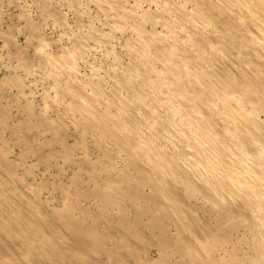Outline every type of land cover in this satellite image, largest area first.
I'll use <instances>...</instances> for the list:
<instances>
[{
	"label": "bare ground",
	"instance_id": "obj_1",
	"mask_svg": "<svg viewBox=\"0 0 264 264\" xmlns=\"http://www.w3.org/2000/svg\"><path fill=\"white\" fill-rule=\"evenodd\" d=\"M92 3L114 30L134 34L125 37L129 64L106 80L59 79L63 116H37L28 105L15 129L50 133L60 151L51 158L66 164L82 152L92 187L79 195L95 200L97 213L67 203L70 218L59 209L43 214L16 190L19 179L0 150V264H257L264 254V0H159L142 16L120 0ZM236 230L249 237L246 263L241 240H230ZM151 246L157 258L148 256Z\"/></svg>",
	"mask_w": 264,
	"mask_h": 264
},
{
	"label": "rangeland",
	"instance_id": "obj_2",
	"mask_svg": "<svg viewBox=\"0 0 264 264\" xmlns=\"http://www.w3.org/2000/svg\"><path fill=\"white\" fill-rule=\"evenodd\" d=\"M90 1L96 2V0H0V116L5 117L4 123L0 128V150L6 154L5 163L14 168V174L19 179L16 180V190L19 191V193L23 196L28 197L30 200L35 199L34 201H36L38 205L40 204L42 212L45 215L50 214L49 211L51 210L59 209L60 211L62 210L61 212L64 213L65 218H70L71 211L68 206H72L73 204H76V207L79 206L82 208H86L87 206V210L91 212L94 211L93 214H96L97 212L95 210L97 208V203L93 199L82 200L83 198H81L79 195L80 191L83 192L84 190L86 191L92 187L88 180H86L88 168L81 164V159L83 157L82 152L76 151V153H74L75 155L73 154L72 156V162L69 164L67 163L68 165L63 158H51L52 154L55 152L57 153L59 148L50 142L52 137L50 133H43L38 129H15L18 125H21L25 121L24 119L26 118V114L23 113L22 108L29 105L33 111H36L34 112L35 115L38 116L45 114L44 116L48 119L51 118L55 120V117H62L63 115L60 112H63L68 100L66 97H61V93L59 94L58 90L55 91L54 89V85L57 82H60L59 79L61 82H71L72 79L76 78L75 76L77 75V78L80 81H86L90 76V78H92V75H95L98 77L103 76L102 78L106 80L113 74L111 71L114 72L115 69H121L129 64L130 57L127 55L129 53L126 50V38H128V40L129 38H135L134 34L128 29V27L114 30L108 17H106L101 10H98L101 8H99L96 3H92ZM156 1L158 2L159 0H120L121 6L124 10H131L132 7V9H136L134 11L139 14H136L137 16H142L151 10L153 11L156 8ZM181 3L182 1H180V4ZM184 8L186 10H191L193 9V6L191 4H186L184 5ZM110 27L111 30H109ZM159 28L160 27H158V31L156 32L164 34L165 31L162 28ZM146 29L150 30L151 26L146 24ZM113 30L116 33H114ZM126 30L128 31L126 32ZM30 34H33V36ZM112 34L114 36H112ZM100 37L102 39L107 38L106 40L107 42L109 41V43H105L104 41L101 42L102 40L99 42L98 40L101 39ZM76 40L78 42L80 41V50L81 48L83 49L81 52L78 50L80 55H77L78 52L75 51L77 46L76 44L78 43ZM104 44L106 46L105 48H102L104 47ZM64 55L67 57L70 56L69 58L73 60L71 62L74 64L71 62H66L63 65V63L61 64L56 61V59L58 60ZM75 57L78 59L76 62H74L76 60ZM113 57L115 58L116 62L114 61ZM50 61H53V64L56 63L58 65L56 70H54L52 67L50 68L52 64H49ZM67 64L69 70L66 66ZM69 66H73L74 68H70ZM114 66H117V68ZM119 66H121V68ZM59 67L61 69H59ZM64 68L67 69V71ZM94 68L95 70H93ZM47 69L50 74L48 71H45ZM72 69L75 70L72 71ZM108 69L110 72H108ZM90 70H93V73ZM53 71H55V75ZM96 71L98 72V75H96ZM45 73H47V75H45ZM105 74H108L107 77H104ZM14 80H16L18 84H15ZM73 81L76 80L74 79ZM58 99H61L64 103L63 104L61 102L59 103L60 105L57 104L60 107L56 105V103H58ZM67 131L69 133V140L66 137V144L72 145L76 136V129L73 126H69L67 127ZM73 131L74 134L71 133ZM89 141L90 140L88 139L87 146H91H88L87 154L89 155V159H94L95 151L93 150L92 142ZM57 154L59 155L60 151ZM92 155L94 157H92ZM117 164L119 165L117 166L121 168L122 162L117 161ZM74 177L76 179L78 178L77 181H79V183L75 182V180H72L75 179ZM98 181L99 185L103 183V180H97V185ZM52 185H57L60 187H53ZM36 186H42L44 189L35 194L33 193V190ZM69 200L71 203H69ZM199 203L200 205L201 203L205 205L206 200L204 201L201 199L199 200ZM66 204L67 207H65ZM84 205L85 207H83ZM112 213L114 212L112 211ZM201 216L202 214L200 213L198 219L200 220L201 218V222L204 223L206 220L205 223L210 224V216L207 214H203V218ZM234 232V234H231L232 238L230 237V240L232 239V243L238 239L241 240V244L240 246L238 245V247L242 249L239 248L238 256L240 258V252L243 254L240 259V261H242L244 255L249 257V250H247L248 246L245 244L247 243L245 242V239L249 240V237L242 230H239V232L236 230ZM242 240H244V243ZM229 245L230 244H227V247L224 246L223 248L230 250L231 246ZM228 250L225 251L228 252ZM157 252L158 251L152 246L149 247L147 251L150 258H157ZM222 252L223 249L219 252V254L221 255ZM245 259L247 258L244 257L242 262L245 261L246 263L247 260ZM17 262L20 261H16V263ZM259 263L264 264V254H262V256L259 258L257 264ZM247 264L250 263L247 262Z\"/></svg>",
	"mask_w": 264,
	"mask_h": 264
}]
</instances>
